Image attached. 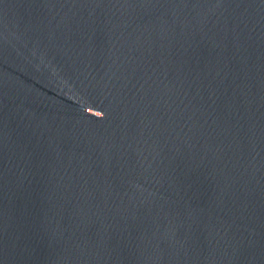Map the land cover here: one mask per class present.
Here are the masks:
<instances>
[{"label":"water","instance_id":"obj_1","mask_svg":"<svg viewBox=\"0 0 264 264\" xmlns=\"http://www.w3.org/2000/svg\"><path fill=\"white\" fill-rule=\"evenodd\" d=\"M0 264H264V0H0Z\"/></svg>","mask_w":264,"mask_h":264}]
</instances>
